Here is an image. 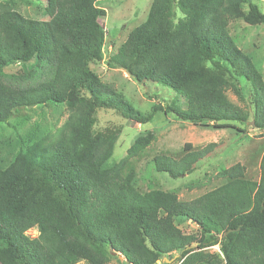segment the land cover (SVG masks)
Wrapping results in <instances>:
<instances>
[{
	"label": "trees",
	"instance_id": "obj_1",
	"mask_svg": "<svg viewBox=\"0 0 264 264\" xmlns=\"http://www.w3.org/2000/svg\"><path fill=\"white\" fill-rule=\"evenodd\" d=\"M48 19L25 17L15 0H0V123L20 106L65 105L67 116L0 166V264H154L180 253L178 264H264V152L258 180L236 162L218 170L225 181L191 200L159 188L140 191L127 163L154 137L130 143L125 156L104 168L118 130L92 129L94 106L111 107L137 124L157 111L199 126L250 122L264 130V77L233 42L230 22L264 24L255 0H151L108 62L144 86L158 83L185 107L154 103L147 112L130 105L91 68L102 60L106 15L100 0H41ZM19 64V71L5 69ZM237 78L250 87V119L227 97H241ZM244 132L242 129H238ZM183 145L174 158L154 154L156 172L177 179L193 173L220 143ZM175 218L198 226L184 233ZM35 229L37 235L28 236ZM219 244V251L209 247Z\"/></svg>",
	"mask_w": 264,
	"mask_h": 264
},
{
	"label": "rangeland",
	"instance_id": "obj_2",
	"mask_svg": "<svg viewBox=\"0 0 264 264\" xmlns=\"http://www.w3.org/2000/svg\"><path fill=\"white\" fill-rule=\"evenodd\" d=\"M151 0H100L98 7L105 9L106 15L98 18L105 33L102 60L91 64L90 68L100 79L110 84L121 93L124 99L135 109L147 112L154 103L162 106L185 107V101L171 89L158 84L147 83L144 86L128 76L123 70L108 62L109 55L125 40L127 33L145 20ZM254 3L264 13V0ZM19 12L27 18L46 20L41 0H15ZM228 33L235 45L251 58L256 69L264 77V24L248 25L238 19L230 22ZM19 71L16 64L5 69ZM241 97L228 89V99L240 106L251 116L250 87L242 78H237ZM65 105L47 102L37 106H20L12 110L9 118L0 123V166L5 167L19 153L23 152L33 141L60 126L66 119ZM92 129L103 128L118 130L113 152L103 167H110L125 156L128 147L135 138L152 132L154 137L149 145L138 156L132 158L123 174L133 171L136 174L135 184L140 191L151 188L173 191L182 200H191L225 180L215 177L218 170L239 162L245 165V176L258 180L260 176V159L264 152V130L253 129L250 122L244 124L231 123V126L215 127L193 125L178 119L172 112L164 114L157 111L153 118L144 124H137L124 118L118 110L111 107L94 106L91 111ZM242 129L244 132H240ZM190 143L192 149H201L209 143H220L214 154L199 162L196 170L186 176L172 179L166 173L154 171L149 161L154 154H166L178 158L183 154L184 143ZM175 224L186 234L202 235L208 238L196 224L184 219L175 218ZM28 236L37 235L35 229L27 231ZM211 251H219V244L209 247ZM157 264H178L180 253L174 251ZM77 264H86L78 262ZM107 264H126L122 256L112 257Z\"/></svg>",
	"mask_w": 264,
	"mask_h": 264
},
{
	"label": "water",
	"instance_id": "obj_3",
	"mask_svg": "<svg viewBox=\"0 0 264 264\" xmlns=\"http://www.w3.org/2000/svg\"><path fill=\"white\" fill-rule=\"evenodd\" d=\"M163 260H165V261H170L166 256H160V257L155 261L154 264H157V263H159V262H161V261H163Z\"/></svg>",
	"mask_w": 264,
	"mask_h": 264
}]
</instances>
